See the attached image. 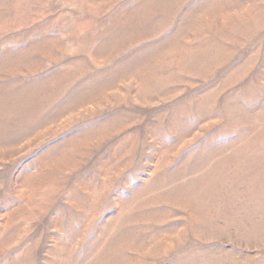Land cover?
<instances>
[{
    "label": "rangeland",
    "instance_id": "1",
    "mask_svg": "<svg viewBox=\"0 0 264 264\" xmlns=\"http://www.w3.org/2000/svg\"><path fill=\"white\" fill-rule=\"evenodd\" d=\"M0 264H264V0H0Z\"/></svg>",
    "mask_w": 264,
    "mask_h": 264
}]
</instances>
